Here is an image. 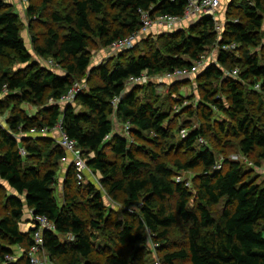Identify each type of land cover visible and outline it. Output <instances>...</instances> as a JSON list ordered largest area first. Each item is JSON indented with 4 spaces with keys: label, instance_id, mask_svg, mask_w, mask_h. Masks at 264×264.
<instances>
[{
    "label": "trees",
    "instance_id": "trees-1",
    "mask_svg": "<svg viewBox=\"0 0 264 264\" xmlns=\"http://www.w3.org/2000/svg\"><path fill=\"white\" fill-rule=\"evenodd\" d=\"M53 1L42 0L39 6L33 2L27 11L31 45L46 62L42 65L25 45L22 19L7 0H0V114L11 111L8 129L0 127V264H31L28 252L40 230L21 226L37 216H46L54 226L42 231L52 264H136L142 262L141 247L148 232L158 246L161 264H264V186L252 180L242 163L225 159L219 168L212 150L196 147L199 138L212 132L216 147H230L235 141L241 155L264 162V116L251 113L247 100L256 94L257 84L264 93V54L259 51L264 0H234L228 16L235 21L225 23L221 41L213 19L204 17L177 30L154 28L133 49L95 67L92 43L99 41L108 49L141 32L139 10L151 12L153 18L183 16L187 0H69V7L59 6L36 25L31 19ZM35 26L43 28L37 31ZM233 44L235 49L223 50ZM213 48L219 49L217 63L200 70L197 79L204 82V101L226 120L216 121V126L185 127L187 136L176 139L171 114L149 98L140 99L142 91L155 94L152 82L129 90L127 84L145 72L156 76L190 68ZM15 63L18 67L11 70ZM223 67L239 69L240 78L226 77ZM94 77L99 83H91ZM84 79L88 88L77 94L74 104L59 103ZM186 80L171 84L170 90L178 92ZM219 87L228 103L217 95ZM116 98L120 101L114 108ZM24 105L38 108L39 113H29ZM211 117L212 112L205 113L207 120ZM60 122L89 172L100 175L99 182L87 181L83 187L88 174L78 179L72 154L52 136L29 134L34 129L53 130ZM116 122L123 124L124 132L117 130ZM146 134L163 141V151L184 150L187 157L176 159L172 167L153 152L154 165L141 160L133 138L144 139ZM62 164L65 193L59 204L56 190ZM200 169L193 195L187 181L177 180L178 173ZM6 185L12 194H4ZM82 187L88 194L85 201L73 192ZM105 193L117 202L124 196L123 205L138 206L139 212L130 220L115 222L116 249L106 245L100 251L97 234L110 224ZM171 200L175 211L170 210ZM179 218L187 226L186 242L171 249L169 231ZM15 248L27 254L10 262L7 258L15 256Z\"/></svg>",
    "mask_w": 264,
    "mask_h": 264
},
{
    "label": "rangeland",
    "instance_id": "rangeland-1",
    "mask_svg": "<svg viewBox=\"0 0 264 264\" xmlns=\"http://www.w3.org/2000/svg\"><path fill=\"white\" fill-rule=\"evenodd\" d=\"M234 0H222V6L218 10V18L220 19V22L222 23H227V21H235L234 19L230 18L228 16V10L230 7V4ZM9 4H11L14 7L15 12L20 16L23 22V30H22V38L25 42V45L29 52L32 54L34 60H40L42 62V65H45L46 62L42 61L34 52L31 41H30V31H29V23L30 19L29 16H27V11L28 7L35 2L37 6H39L42 2V0H29L28 3L23 2L22 0H7ZM70 2L69 0H54L53 3L51 4V7L44 12H42L40 15H37V18H32L31 20L34 19V22L36 25L40 21H44L45 17L47 16L48 13H50L52 10H55L59 6L64 7L65 9L69 7ZM190 26V25H188ZM188 26H182V27H188ZM181 27V28H182ZM43 28V26L36 27L35 29L37 31H40V29ZM35 30V31H36ZM262 44L263 46L260 47L261 53L264 54V38L262 39ZM258 51V52H259ZM140 53H143V49L140 48L139 50ZM236 52V56L240 57V52ZM218 48H213L206 54L205 56L207 59L210 61V64L212 63H217L218 60ZM116 55H112L109 53L108 49H105L102 45V43H99L97 41L96 43L91 44V59H92V66H98L105 61H108L110 58L113 59L115 58ZM16 64V63H15ZM13 64L12 67H10L11 70H15L18 65ZM230 66H234L233 64ZM237 66V65H236ZM229 67V66H228ZM224 68L226 71H229V69ZM239 68V66H238ZM240 69V68H239ZM0 71V75H1ZM198 75L196 74L195 76H192V78L186 80V84L182 85L179 88L178 92H174L173 90H170V83H161V82H156L153 81L152 84L156 87L155 94L152 96L150 91H142L139 93L140 99L146 100V98H149L152 102H154L157 106H161L163 110L168 111L171 114L170 120L173 122L172 124L170 123V126H172V134L178 139L179 137H182L181 132L183 130H186L185 127L188 129L190 127L193 128H199L203 127L204 125L211 123L213 126H216V121H223L226 120L225 115L222 112H217L211 109V105L207 104L204 99H203V93H205V86L204 82L198 81ZM213 86L216 89L217 86V81H212ZM92 84L99 83V79L94 77L93 80L91 81ZM82 87L84 89L88 88V80L84 79L82 82ZM148 85V84H147ZM146 86V85H144ZM135 87H140V86H133L130 83L127 84V88L132 89ZM220 88V87H219ZM223 88H220L219 93L217 94L219 97L223 98L226 103H228L227 95L224 93L222 94ZM257 91V90H256ZM259 95L260 98H259ZM248 104L251 108V113H253L257 117H262L264 116V93L261 91H257L255 95H248L247 96ZM25 109L31 113V114H38L39 109L36 107L32 106H27L24 105ZM188 107V108H186ZM210 108V109H209ZM262 108V109H260ZM214 111V112H213ZM189 112H193L194 116H191ZM212 112V117L211 120H207L205 118V113ZM11 111H7L3 114H0V127L8 129L6 125V118L9 117ZM169 125V124H168ZM116 128L119 132H124V126L123 124L116 122ZM187 131V130H186ZM188 132V131H187ZM50 134V133H49ZM47 134L48 136H50ZM146 137L144 139H135L133 138V142L136 144L135 146V151L138 153V157L146 161L148 163H153L151 159L150 152L156 153L160 155V161L164 162L167 166L172 167L173 162L176 159H181L184 160L187 157V153L184 152V150H179V149H168L163 151V141L160 140H155V137L153 134H146ZM135 139V141H134ZM200 139V138H199ZM216 137H214L213 133L210 132L208 134V137H204V143L198 142L196 145L197 149H199L201 146H206L210 150H212L218 160L219 166L222 165V162L225 159L231 160V161H238L242 163L244 169L251 174L252 180L255 181L258 184H261L264 186V162L258 161V159L254 157H246L244 155H241L239 153V148L236 144L235 141L232 143L230 147L227 145L221 146L218 145L216 147ZM216 144V145H215ZM137 147V148H136ZM144 147V150L142 149ZM256 162H260L259 165H257ZM64 169H66V166L62 164V168L60 172L58 173L59 181H58V187L56 190V198L61 204V202L64 201V193L65 189L63 188L64 185ZM201 172L200 170L197 171H191V172H180L178 173L179 177H177V180H185L187 181V186L190 188V191L192 192L193 195L196 193L195 189V181L197 180V177L199 176ZM99 177L100 175H96L92 172L88 173L87 179L85 183L83 184V187H85V184L87 181H92L94 183H97V180L99 182ZM2 182L0 180V186ZM74 188L73 192L75 195H78L81 200L86 199L87 193L84 188ZM6 191L5 193L12 194L13 191L9 189V187L6 185ZM107 210H108V215L110 216V224L108 226L107 231L104 229L102 232H99L98 238L96 239V245L98 246V250H103L105 249L106 245H108L110 248L112 246V250L116 249V246L112 243V241L115 240V234L116 231L114 229V223L118 221H124L126 219H132L133 215L139 212V207L138 206H131L129 208L125 207L123 205L124 201V196H120L119 202L113 201L109 196L106 195V193L103 196ZM170 206L171 211H175V206H174V201L171 200L168 202ZM0 211H3L2 207H0ZM25 222V220H24ZM26 223H23L21 228L25 230L27 228ZM186 234H187V226L183 223V221L179 218L178 223L176 226H174L170 231H169V238H170V243H171V249H173L175 244H181L185 245L186 242ZM145 242L141 247V256H143L142 262H137L136 264H161L162 261L160 258L157 256V244L154 240V237L151 236V234L148 232L145 235ZM96 246V247H97ZM118 249V247H117ZM15 258L18 259L19 256L23 255L22 251H19L18 249L16 250ZM130 258L132 257V253L129 251H125ZM41 260V258H40ZM47 259L45 258L42 259L43 264L45 263Z\"/></svg>",
    "mask_w": 264,
    "mask_h": 264
},
{
    "label": "built area",
    "instance_id": "built-area-1",
    "mask_svg": "<svg viewBox=\"0 0 264 264\" xmlns=\"http://www.w3.org/2000/svg\"><path fill=\"white\" fill-rule=\"evenodd\" d=\"M25 3H28L29 0H22ZM175 1V0H172ZM222 6V0H187V6L183 16H171V15H164L153 18L151 16V12L139 10L140 20L142 24V31L134 33L133 35L120 40L114 43L112 46L108 48L109 53L112 55H117L121 52L128 51L133 49L140 38L145 37L152 29L154 28H168L169 30H177L184 26L189 21L201 20L204 17H210L213 19L215 25V32L218 35V40L221 41L223 37V33L225 31V23L220 22L218 18V10ZM236 48V45H227L223 47L224 51L233 50ZM219 51V49H218ZM210 64V61L207 59L205 55L201 56L200 59L194 61L193 65L190 68L185 69H178L171 73L159 74L156 76H150L147 72L143 73L139 77H132L128 83L133 86H144L153 81L161 82V83H170L173 84L176 81L186 80L192 78L198 74L200 70L207 67ZM226 77L239 79L240 78V71L239 69H233L229 71H224ZM84 89L81 83L74 84L73 88L69 91L64 99H62L59 103L63 104H74L77 94ZM256 91H262L261 84H257L254 87ZM119 99L116 98L113 101L114 108H117L119 103ZM128 125V124H127ZM125 127L127 134H129L130 126L128 125ZM52 136L53 133H58L59 137L57 142L62 145L66 151H68L73 156V164L76 166L78 172V179L83 180L86 173H89L87 169V164L85 163L82 153L80 150L77 149V144L75 141L71 140L65 131L63 130L62 123L60 122L57 124L56 128L50 130L49 128H44L43 130H32L29 134L36 136L38 134L45 135L49 134ZM187 131L183 130L181 135L183 138L187 136ZM53 137V136H52ZM55 139V138H54ZM109 139V136L107 137ZM200 143H204V139H199ZM21 154L25 156L26 152L24 149H21ZM68 159L65 157L62 159L63 163H67ZM221 166H219L220 168ZM88 170V171H87ZM180 181V180H178ZM32 229L36 230L39 229L37 233L34 235L35 245L29 250L28 257L30 259L31 264H43L42 259L45 258L47 261L45 263L52 264L49 260L48 254L44 250V241L42 237V231L45 229H52L54 230L53 224L49 221L46 216H37L34 217L33 223H31ZM29 228V229H30ZM19 251L23 252V255L27 254L25 250L22 248L18 249ZM22 255V256H23ZM41 258V260H40ZM8 261L10 262H17L18 259L13 257H8Z\"/></svg>",
    "mask_w": 264,
    "mask_h": 264
},
{
    "label": "crops",
    "instance_id": "crops-1",
    "mask_svg": "<svg viewBox=\"0 0 264 264\" xmlns=\"http://www.w3.org/2000/svg\"><path fill=\"white\" fill-rule=\"evenodd\" d=\"M198 20H195V21H189V22H187L184 26H188V25H191V24H193V23H196ZM52 136H53V138H55V140L57 141V139H58V137H59V135H58V133H53L52 134ZM27 216H29V214H27ZM28 219V218H27ZM26 219V220H27ZM31 227V223H27V228L26 229H29ZM17 249H20V248H16V250Z\"/></svg>",
    "mask_w": 264,
    "mask_h": 264
}]
</instances>
